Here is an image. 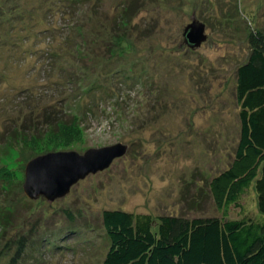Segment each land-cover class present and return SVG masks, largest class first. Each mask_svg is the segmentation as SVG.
<instances>
[{
  "label": "rangeland",
  "instance_id": "374dc122",
  "mask_svg": "<svg viewBox=\"0 0 264 264\" xmlns=\"http://www.w3.org/2000/svg\"><path fill=\"white\" fill-rule=\"evenodd\" d=\"M66 4L0 0V264L23 237L15 264H101L104 209L220 215L208 182L234 161L236 70L264 34V0ZM193 19L199 47L183 37ZM117 142L126 154L64 196L24 193L32 158Z\"/></svg>",
  "mask_w": 264,
  "mask_h": 264
},
{
  "label": "trees",
  "instance_id": "16d2710c",
  "mask_svg": "<svg viewBox=\"0 0 264 264\" xmlns=\"http://www.w3.org/2000/svg\"><path fill=\"white\" fill-rule=\"evenodd\" d=\"M64 1L68 4L60 13L67 14L77 0ZM79 24L78 18L73 28ZM248 41L247 59L236 70L240 124L234 161L208 182L220 215L104 209L107 248L101 264H264V34L253 30ZM86 78L91 81L84 92L96 81ZM59 125L64 135L76 124ZM232 209L238 210L236 216ZM20 241L7 264H15L24 251V237Z\"/></svg>",
  "mask_w": 264,
  "mask_h": 264
},
{
  "label": "water",
  "instance_id": "95a60500",
  "mask_svg": "<svg viewBox=\"0 0 264 264\" xmlns=\"http://www.w3.org/2000/svg\"><path fill=\"white\" fill-rule=\"evenodd\" d=\"M183 37L189 47H199L207 38L205 24L193 19L184 27ZM127 150V144L117 142L89 148L82 154L69 150L38 155L26 164L23 191L29 198L43 195L54 200L67 194L72 185L88 174L107 169Z\"/></svg>",
  "mask_w": 264,
  "mask_h": 264
}]
</instances>
